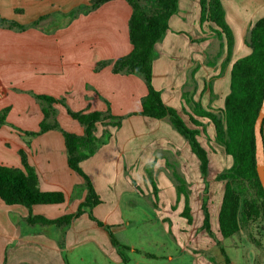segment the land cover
Returning <instances> with one entry per match:
<instances>
[{"label": "crops", "instance_id": "crops-1", "mask_svg": "<svg viewBox=\"0 0 264 264\" xmlns=\"http://www.w3.org/2000/svg\"><path fill=\"white\" fill-rule=\"evenodd\" d=\"M89 2L0 0L1 17L25 25L37 22L24 29L0 25V111L9 108L5 123L0 125V164L23 169L22 150L37 174L39 188L65 194L61 203L32 206L33 214L50 219L75 211L87 190L83 177L68 165L65 138L60 129L36 135L27 133L38 130L44 117L42 103L33 93L63 98L66 105L53 104L56 119L63 129L81 135L84 128L68 113V108L107 111L109 105L113 114L122 115L139 111L148 91L140 76L112 70V62L132 50L131 5L127 0H108L69 20L68 12ZM222 5L234 37L230 54L225 37L219 39L214 32L210 36L201 34L200 0H179L177 13L169 19L168 30L155 45L152 83L161 92L164 103L176 108L183 117L185 94L214 112L217 111L214 108L223 107L230 91L232 65L251 52L245 42L246 34L264 16V0H222ZM201 37L204 39L198 41ZM204 124L215 142L213 123L206 118ZM190 125L195 127L192 122ZM106 130L111 133L107 142L80 161L101 198L93 207V214L112 226L144 222L152 235L153 220L161 221L164 230L176 242L181 241V245V229L186 226L191 230L193 223L183 221L185 194L178 192L181 180L176 174L186 181L191 210L194 203L199 204L204 187L199 158L189 142L167 116L129 115L119 127L99 122L95 135L101 136ZM200 134L197 137L201 142ZM262 135L264 140V121ZM218 145L211 151L212 230L220 244L230 238L232 249L241 248L238 256L231 257V264H264V244H256L247 231L251 232L252 220L245 224L246 231L241 227L229 237L219 232L225 181L216 177L232 165V157ZM150 175L155 180L154 187ZM136 200L143 202V211L136 210ZM153 204L158 206L153 207ZM123 205H128L132 214L127 219H124ZM28 214L26 206L8 205L0 198V264H72L69 252L87 241L97 247L95 252L100 260L95 264L125 263L121 245L119 248L113 245L107 230L87 213L65 227L31 224L26 220ZM200 219L203 222V215ZM175 220L180 223L178 232L174 229ZM213 245L215 242H211V247ZM217 245L211 249L222 264L225 256Z\"/></svg>", "mask_w": 264, "mask_h": 264}, {"label": "trees", "instance_id": "trees-1", "mask_svg": "<svg viewBox=\"0 0 264 264\" xmlns=\"http://www.w3.org/2000/svg\"><path fill=\"white\" fill-rule=\"evenodd\" d=\"M108 0H90L89 4L72 9L66 15L69 20L81 12L90 11ZM132 7L129 19V37L132 50L112 62L115 73L135 74L140 76L147 86V94L141 100V109L125 115H114L108 105L107 111H72L68 113L78 120L84 128L83 134H77L63 129L56 119L57 110L54 103L66 105L63 98L46 94H35L42 103L43 119L36 131H27L31 135L43 133L49 129H60L65 138L67 161L71 169L84 179L87 190L84 200L73 212L65 213L56 218H46L32 213L34 204L61 203L65 200L62 191H44L38 186V178L34 168L27 162L25 153L21 150L24 168L10 167L0 164V198L8 205L21 204L28 208L27 222L41 223L58 227L68 226L83 213L107 230L113 245L119 248L120 243L115 237L111 225L99 220L93 214V207L101 202L90 177L82 170L80 161L93 155L97 149L107 142L111 133L104 131L101 136L95 135L97 124L109 123L120 126L124 116L140 114L154 118L168 117L172 126L185 137L191 149L199 158L200 173L204 183L205 196L202 197L203 212L202 229L211 237L219 240L211 226V216L208 207V170L209 157L207 149L200 143L197 135L199 127L208 138L205 124L190 116L195 127H190L181 117L176 108L164 103L161 92L152 83L153 59L156 43L163 38L169 28L170 17L177 13L179 0H154L151 10L147 8L150 0H127ZM200 22H212L216 25L214 33L225 37L228 54L233 46V33L225 19L222 0H200ZM37 22L25 25L15 20L0 16V25L24 29L36 25ZM66 24V23H65ZM251 52L234 61L230 74V91L224 99L223 107L214 111L201 110L198 114L205 116L215 128V142L223 146L226 154L232 157V165L217 175L218 180L225 181V191L219 211V232L223 237H229L251 220L259 218L264 213V189L256 170L254 122L264 98V16L259 18L248 30L245 37ZM8 107L0 111V125L5 123ZM181 180L178 192L185 194V204L182 216L191 223V207L185 187ZM156 189V188H154ZM222 252H224L223 248ZM122 255V253H121ZM123 257V256H122ZM124 258V257H123ZM227 264L230 259L226 257ZM67 264V263H66Z\"/></svg>", "mask_w": 264, "mask_h": 264}, {"label": "rangeland", "instance_id": "rangeland-1", "mask_svg": "<svg viewBox=\"0 0 264 264\" xmlns=\"http://www.w3.org/2000/svg\"><path fill=\"white\" fill-rule=\"evenodd\" d=\"M154 4H155V1L150 0L147 3V8L151 10ZM204 23L205 22L201 23L200 29H201V34L203 33V35L205 34V36H210L211 32L213 33L215 31V28H218L212 22H209L205 26L203 25ZM203 39L204 38L201 37V38H198L197 40L201 41ZM219 39H223V38H219ZM214 109L217 110L218 108H214ZM201 110L210 111V112L212 111L210 108H207V109L205 107L203 108L201 103L199 101H195L191 95L185 94L183 96L182 114L184 115V117L181 114L180 115L185 120L186 123H189L188 126L190 127L193 126V125H190V123L192 122L191 119L189 118L190 115L198 116V119L197 118L195 119H197L198 121L202 123H205L207 117L200 116L198 114ZM132 112H137V111H132ZM114 115H120V114H114ZM122 115H125V114H122ZM207 119L209 120V118ZM199 128L201 130V134H200L201 142L207 148L208 153H209L208 157L210 158V164H209V170H208V176H207L208 181H209L207 196H208V207L211 212V151L214 149L215 144L218 147L219 145L216 142H213L211 137H209V135H211L209 134L211 133V131L208 132L206 128V131L208 134V138H207L205 133L202 131V127H199ZM149 180L150 182H152V185L154 187L155 180L153 179L151 175L149 176ZM153 190L155 191L154 188ZM203 196H205L204 187L201 190V194L199 197V201H200L199 204L194 203L193 210H191L190 212L193 218L191 222L193 223L191 230L188 229L186 226L181 229L180 233L183 236L181 237L182 238L181 245H180L181 241L176 242L174 238L172 237V235L169 232H166L164 230V227L161 221L153 220L152 225H154L155 227L154 231L152 230L153 235L151 233H148V231L145 228L144 222L131 221L129 225L126 222L119 224V225H115V226L111 225V229L113 230L115 237L120 242V245H121L120 250L123 252L122 256L125 257L124 264H203L204 262H209V261L212 262L213 264H220V261L217 259L218 254L213 253L214 250H212L216 248L215 246L218 244L215 237H211L201 227L202 220L200 219V216L203 215V212L201 209V201H202ZM131 200L134 201V199H131ZM136 202H137L136 210L140 209L141 211H143V207H144L143 202L141 201L138 202V200H136ZM156 206L158 205L153 204V207H156ZM123 209L125 212L124 219H127L129 215L132 216V214L129 213L130 209L128 205L127 206L123 205ZM183 219H184L183 220L184 223L191 224V223H188V220L185 216H183ZM179 224L180 223H178V220L174 221L175 232L179 231L178 230ZM249 224L251 226V232L247 228L248 229L247 231L250 233L249 238L251 236V239L258 245L264 244V233L262 232V230L264 229V213L259 218L252 220V222ZM242 227H243V230L246 231L245 230L246 226L244 224H242ZM196 242H198V244ZM211 242H215V245H213L214 247H211ZM230 242H231L230 238H225L222 244H220V241H219V244H218L220 246L219 250L221 251V254L225 256L221 260L222 264H227L226 257L228 258L230 257L229 259H231V257H235L236 255L238 256L239 251H242L241 248H239L238 251H235L234 249H232L230 246ZM95 248H97L95 243L91 241H87V243L84 245H81V247L79 246L78 248L77 247L73 248V250L69 252L70 263L72 264H85V263L95 264L96 261L100 260V258L98 259V255L95 252ZM133 248H135V250H133ZM221 248H223L224 252H222ZM191 252H193V254ZM147 253H151V254L147 255ZM149 255H152V256H149ZM170 255L173 256V259L169 258ZM111 264H115V262L113 261Z\"/></svg>", "mask_w": 264, "mask_h": 264}, {"label": "water", "instance_id": "water-1", "mask_svg": "<svg viewBox=\"0 0 264 264\" xmlns=\"http://www.w3.org/2000/svg\"><path fill=\"white\" fill-rule=\"evenodd\" d=\"M264 121V98L259 108L258 114L254 122V135H255V156H256V170L259 180L264 189V140L262 135V125Z\"/></svg>", "mask_w": 264, "mask_h": 264}]
</instances>
